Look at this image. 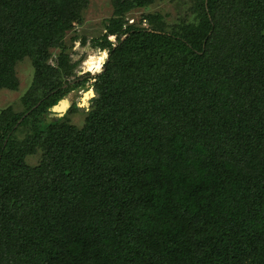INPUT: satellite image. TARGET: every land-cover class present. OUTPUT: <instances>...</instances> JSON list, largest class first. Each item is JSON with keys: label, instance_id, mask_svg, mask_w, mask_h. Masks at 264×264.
<instances>
[{"label": "trees", "instance_id": "1", "mask_svg": "<svg viewBox=\"0 0 264 264\" xmlns=\"http://www.w3.org/2000/svg\"><path fill=\"white\" fill-rule=\"evenodd\" d=\"M109 1L116 46L92 39L107 59L79 77L65 39L87 0H0V90L33 66L25 109L0 110V264H264V0H191L150 29L125 18L155 0Z\"/></svg>", "mask_w": 264, "mask_h": 264}, {"label": "rangeland", "instance_id": "2", "mask_svg": "<svg viewBox=\"0 0 264 264\" xmlns=\"http://www.w3.org/2000/svg\"><path fill=\"white\" fill-rule=\"evenodd\" d=\"M87 7L82 11L81 22L74 21L71 24V31L66 36L65 44L72 62L78 61L76 65L75 76H85L90 73L98 75L103 70V63L108 56L107 49H99L91 46V41L105 33L104 25L108 18L111 17L113 8L109 0H87ZM193 3L191 0H155L154 3L147 7L135 8L130 11L125 18L128 24L145 27L148 26L147 19H142L143 15L159 12L162 20L168 24L180 23L181 21L190 20L192 14ZM126 36H122L124 39ZM85 39V42L83 40ZM116 34L105 33V40L116 46ZM57 46L52 47V52L56 55ZM49 62L53 64L55 59L49 57ZM104 58L102 62L95 63L94 59ZM98 59L97 61H99ZM102 65V66H101ZM15 74L18 79V86L15 90H0V110L5 107H11L15 112H22L25 107L22 104L21 97L29 89L33 78V66L30 59L26 58L15 66ZM93 80L85 83L86 89L76 91L74 83L68 97L76 103V110L68 113L70 123L79 126L86 115V110L90 105L91 99L95 96V90L92 85ZM64 88V87H63ZM65 99V98H64ZM74 112V113H73ZM51 117V116H50ZM63 119V118H62ZM30 124H25L16 132L18 139L24 137L29 132ZM37 151V152H36ZM34 153L26 156V162L29 165H35L39 162L41 151L36 150Z\"/></svg>", "mask_w": 264, "mask_h": 264}, {"label": "water", "instance_id": "3", "mask_svg": "<svg viewBox=\"0 0 264 264\" xmlns=\"http://www.w3.org/2000/svg\"><path fill=\"white\" fill-rule=\"evenodd\" d=\"M63 109H64V107H63L62 109H60V107L55 106V107L52 109V111H53V112H61V111H63Z\"/></svg>", "mask_w": 264, "mask_h": 264}, {"label": "clouds", "instance_id": "4", "mask_svg": "<svg viewBox=\"0 0 264 264\" xmlns=\"http://www.w3.org/2000/svg\"><path fill=\"white\" fill-rule=\"evenodd\" d=\"M107 59V58H106ZM104 60V58L102 59V61ZM101 61V62H102ZM105 62V61H104ZM104 64V63H103ZM102 66V65H101ZM103 67V66H102ZM86 75H90V73L86 74ZM93 76H95V74H93ZM55 106H53L51 109H53ZM57 113V112H56Z\"/></svg>", "mask_w": 264, "mask_h": 264}, {"label": "bare ground", "instance_id": "5", "mask_svg": "<svg viewBox=\"0 0 264 264\" xmlns=\"http://www.w3.org/2000/svg\"><path fill=\"white\" fill-rule=\"evenodd\" d=\"M63 108V105L60 107V109H62Z\"/></svg>", "mask_w": 264, "mask_h": 264}, {"label": "flooded vegetation", "instance_id": "6", "mask_svg": "<svg viewBox=\"0 0 264 264\" xmlns=\"http://www.w3.org/2000/svg\"><path fill=\"white\" fill-rule=\"evenodd\" d=\"M71 100V99H70ZM61 105H64V103H60Z\"/></svg>", "mask_w": 264, "mask_h": 264}]
</instances>
